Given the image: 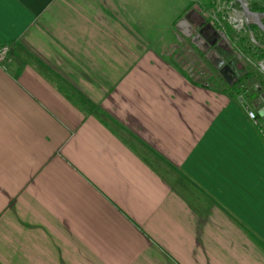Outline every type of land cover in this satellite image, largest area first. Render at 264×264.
<instances>
[{"label": "crops", "instance_id": "0c3cea01", "mask_svg": "<svg viewBox=\"0 0 264 264\" xmlns=\"http://www.w3.org/2000/svg\"><path fill=\"white\" fill-rule=\"evenodd\" d=\"M178 1L0 0V264H264V138Z\"/></svg>", "mask_w": 264, "mask_h": 264}, {"label": "rangeland", "instance_id": "374dc122", "mask_svg": "<svg viewBox=\"0 0 264 264\" xmlns=\"http://www.w3.org/2000/svg\"><path fill=\"white\" fill-rule=\"evenodd\" d=\"M244 1L248 5L250 0ZM259 1L264 6V0ZM178 2L184 8L177 16L176 36L165 52L192 81L228 96L246 116L253 111L264 133V31L251 18L246 21L236 0H198L190 7L187 0ZM252 25L262 35L256 37Z\"/></svg>", "mask_w": 264, "mask_h": 264}, {"label": "water", "instance_id": "95a60500", "mask_svg": "<svg viewBox=\"0 0 264 264\" xmlns=\"http://www.w3.org/2000/svg\"><path fill=\"white\" fill-rule=\"evenodd\" d=\"M236 1L240 4L246 21H248L249 18H251L252 21L264 31V24L262 23V17H264V14L251 11L244 0H236Z\"/></svg>", "mask_w": 264, "mask_h": 264}, {"label": "trees", "instance_id": "16d2710c", "mask_svg": "<svg viewBox=\"0 0 264 264\" xmlns=\"http://www.w3.org/2000/svg\"><path fill=\"white\" fill-rule=\"evenodd\" d=\"M248 5H249V8L251 11L264 14V6L260 3L259 0H250ZM251 29L253 30L256 37L260 34L262 35L261 31L255 25H252ZM243 44H245V43H243ZM244 48L246 50H249V49H251V46H248V45L245 46L244 45Z\"/></svg>", "mask_w": 264, "mask_h": 264}, {"label": "built area", "instance_id": "2783aa9c", "mask_svg": "<svg viewBox=\"0 0 264 264\" xmlns=\"http://www.w3.org/2000/svg\"><path fill=\"white\" fill-rule=\"evenodd\" d=\"M7 53H8V47L7 46H1L0 47V65L5 68V60L7 57ZM248 118L256 125L258 126V120L257 117L255 115V113L253 111H248L247 113ZM262 135L264 137V133L262 132Z\"/></svg>", "mask_w": 264, "mask_h": 264}]
</instances>
